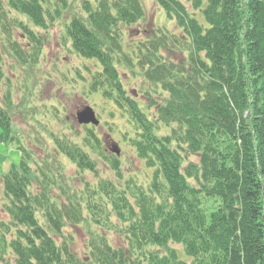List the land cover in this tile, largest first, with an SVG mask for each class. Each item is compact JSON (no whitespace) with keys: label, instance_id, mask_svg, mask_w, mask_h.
Instances as JSON below:
<instances>
[{"label":"trees","instance_id":"16d2710c","mask_svg":"<svg viewBox=\"0 0 264 264\" xmlns=\"http://www.w3.org/2000/svg\"><path fill=\"white\" fill-rule=\"evenodd\" d=\"M155 1L181 31L171 43L186 51V64L147 72L168 93L152 117L126 95L102 41L119 38L120 24L143 18L139 0H100L87 22L73 17L66 27L73 50L96 60L91 89H101L126 114L135 129L131 144L152 168L145 187L98 183V196L122 223L126 248L100 234L79 258L53 237L50 231L60 234L69 214L46 192H31V156L18 146L20 162L2 175L9 221H0V262L11 252L14 264H264V0ZM6 3L44 25V0ZM0 130L1 142L13 141L10 111L1 105ZM72 146L70 159L92 170L88 152ZM110 165L119 175L117 160Z\"/></svg>","mask_w":264,"mask_h":264},{"label":"rangeland","instance_id":"374dc122","mask_svg":"<svg viewBox=\"0 0 264 264\" xmlns=\"http://www.w3.org/2000/svg\"><path fill=\"white\" fill-rule=\"evenodd\" d=\"M99 1L67 0L65 5H58L55 0H44L47 16L44 25L37 26L27 16L9 10L6 0H0V105L10 111L14 136L10 143L0 140V221H9L2 210V175L20 162L17 147L21 146L31 156V192H46L65 214L78 215H67L60 234H50L59 242L65 241L79 258L88 254L100 234L114 247L127 246L122 223L111 205L98 196V183L106 180L119 187H145L152 177V168L137 156L131 144L134 125L112 98L90 87L96 60L79 56L66 33L71 18L87 22V14ZM139 2L143 18L132 25L120 24L119 38L113 35L102 41L111 51L126 95L152 117L155 106L163 103L168 93L153 84L147 72L169 64L185 65L186 51L171 43L172 35L181 32L174 19L167 17L155 0ZM85 106L95 112L97 125L77 122L76 113ZM88 128L98 137V144ZM89 139L94 147H90ZM72 145L88 152L94 161L92 170H82L70 159L66 151L72 150ZM112 159L117 160L119 175L111 168ZM187 160L196 162L198 158L189 155ZM105 207L110 212L98 211ZM94 219H99L100 225ZM105 227L108 229L103 231ZM172 247L184 255L180 245ZM3 258L1 264H14L11 252Z\"/></svg>","mask_w":264,"mask_h":264},{"label":"water","instance_id":"95a60500","mask_svg":"<svg viewBox=\"0 0 264 264\" xmlns=\"http://www.w3.org/2000/svg\"><path fill=\"white\" fill-rule=\"evenodd\" d=\"M76 120L79 124H92L97 125L98 119L96 118L95 112L90 106H85L82 110L76 113ZM116 154L119 153L117 149L113 150Z\"/></svg>","mask_w":264,"mask_h":264}]
</instances>
